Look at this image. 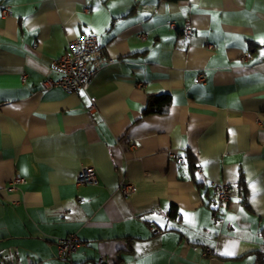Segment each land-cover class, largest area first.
<instances>
[{
    "label": "crops",
    "instance_id": "obj_1",
    "mask_svg": "<svg viewBox=\"0 0 264 264\" xmlns=\"http://www.w3.org/2000/svg\"><path fill=\"white\" fill-rule=\"evenodd\" d=\"M2 4L0 264H66L67 234L75 263L264 264V0ZM85 33L112 62L84 91H41ZM153 95L170 97L166 114H141ZM81 166L97 185L76 183ZM16 174L26 181L10 191ZM212 182L234 197L216 200Z\"/></svg>",
    "mask_w": 264,
    "mask_h": 264
},
{
    "label": "built area",
    "instance_id": "obj_2",
    "mask_svg": "<svg viewBox=\"0 0 264 264\" xmlns=\"http://www.w3.org/2000/svg\"><path fill=\"white\" fill-rule=\"evenodd\" d=\"M0 12L2 17L11 15V10L8 6H0ZM183 35L189 36L192 32V25L186 21L183 25ZM144 39L145 33H141L139 36ZM207 47L212 48L211 45ZM251 54L249 52L243 53L239 58L241 62L249 61ZM112 62L107 58L97 44L95 35L93 33L81 34L71 39L67 48L62 54L52 60V65L59 73L60 76L56 79L47 78L40 84L41 91L48 90L53 87H59L67 92L77 93L84 91L92 76H95L105 65ZM26 79V74H21V80ZM194 82L205 83L206 76L204 73L199 72L194 78ZM94 100L89 102V110L95 108ZM76 183L78 185L98 184L97 172L94 167L81 166L76 173ZM25 178L19 174H16L7 185V189L10 191L17 190L19 186L25 183ZM216 200L221 203H228L232 197H234L232 188L226 182H212L211 186ZM136 190L134 184L131 182L121 180L118 184V190L124 197L131 196ZM57 257L63 260L66 264H109L106 256L99 254L97 258L91 262L75 263L73 255L77 248L81 245L79 239L75 234H67L64 237L58 238L57 244ZM206 252L210 253L209 249Z\"/></svg>",
    "mask_w": 264,
    "mask_h": 264
},
{
    "label": "trees",
    "instance_id": "obj_3",
    "mask_svg": "<svg viewBox=\"0 0 264 264\" xmlns=\"http://www.w3.org/2000/svg\"><path fill=\"white\" fill-rule=\"evenodd\" d=\"M168 1V0H167ZM169 1H177V0H169ZM168 95H153L149 96L146 100V104L144 105L141 114L149 115V114H158L164 115L167 113L171 100ZM187 163L190 164L191 167H195L194 157L190 154H186Z\"/></svg>",
    "mask_w": 264,
    "mask_h": 264
}]
</instances>
